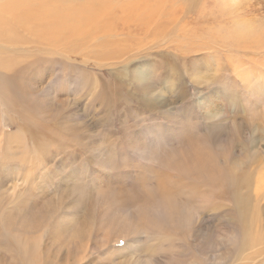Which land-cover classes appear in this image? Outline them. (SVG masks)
Listing matches in <instances>:
<instances>
[{"label":"bare ground","instance_id":"bare-ground-1","mask_svg":"<svg viewBox=\"0 0 264 264\" xmlns=\"http://www.w3.org/2000/svg\"><path fill=\"white\" fill-rule=\"evenodd\" d=\"M133 10L128 0H0V112L10 114L15 124L13 132L0 129V166L17 163L21 168L11 166L6 172L0 167V264H77L92 253L98 238L122 242V250L139 252L150 260L170 256L180 246L179 240L192 233L196 213L228 194L221 175L233 176L213 160L206 141L179 125L161 131L149 128L121 141L107 135L95 150L90 182H81L88 169L77 160L70 169L62 166L59 173H51L68 180L57 193L37 188L34 178L49 152L66 153L71 146L82 151L90 144L83 136L99 129L98 121L90 130L83 127V120L81 126L74 125L69 97H78L85 106L97 105L104 115H113L122 100L135 101L131 92L121 90V76L129 77L134 58L122 52L126 46L131 49L132 40L120 34L134 21L147 25L142 16L135 18ZM260 32H264L263 22L254 19L249 25L236 24L231 34L245 41L242 50L255 52L232 68L244 85L251 82L249 67L264 71ZM256 50L261 51L256 54ZM244 64L247 72L241 74ZM132 74L136 77L135 69ZM244 103L249 119L260 120L263 128L264 91L248 94ZM165 104L143 103L150 110ZM250 120H244L249 127ZM169 138L171 145L165 147ZM26 139L32 142L30 148ZM136 152L148 162L131 168L130 154ZM256 152L254 159L259 160L246 166L240 179L242 198L221 200L233 204L234 217L249 220V232L237 220L231 223L237 255L229 254L219 264H243V258L237 259L242 252L258 257L264 253V152ZM14 173L18 177L11 179ZM254 178L257 186L252 188ZM5 180L10 184L6 189ZM250 225L257 230L251 231ZM225 238L230 244V235ZM137 241L142 244L127 245ZM64 251L66 262L59 260ZM107 264L114 260L109 258Z\"/></svg>","mask_w":264,"mask_h":264},{"label":"rangeland","instance_id":"rangeland-1","mask_svg":"<svg viewBox=\"0 0 264 264\" xmlns=\"http://www.w3.org/2000/svg\"><path fill=\"white\" fill-rule=\"evenodd\" d=\"M128 2L134 5L135 18L142 16L140 19L147 23L142 26L134 21L132 27L127 24L130 29L120 34V38L132 40L131 49L126 46L122 52L134 58L129 66V77L121 76V90L131 92L135 101L132 100L128 104L122 100L113 115H104L97 110V105L90 102L85 106L83 102L80 103L78 97H69L68 107H71V112L76 118L74 125L81 126L80 120H83L86 122L83 127L88 129L98 121L99 129L96 133L87 132L83 136L90 139V144L84 146L82 151L71 146L72 150L66 153L49 152L34 178L38 184L37 188L45 189L47 194L57 193L68 180L60 175L52 177L51 173H59L62 166L70 169L71 164L77 160L85 162L88 169V174L85 173L81 182H90L92 160L97 159L94 156L95 150L100 146V140L107 135L118 136L121 141L124 137L137 135L138 132L149 128L159 127L158 131H161L167 126L179 125L191 131L195 138L206 141L213 160L225 166L228 176H233L226 178L221 175L228 190V194L223 198L229 201L235 197L242 198L240 179L245 167L252 166V162L259 160L257 157L254 159V154L259 153L257 150L264 152V142H260L264 139V123L263 128H259L260 120L249 119L244 102L248 94L264 91V71L262 68L249 67L251 82L248 85L242 84L235 77L232 68L239 65L236 64L238 61L245 63L255 52L242 50L245 41L236 40L231 34L236 24L249 25L254 19L261 20L264 25V0ZM143 15H146V20ZM255 25L256 23H253V27ZM260 34L259 38L263 40L260 46L264 49V32ZM238 44L241 48H237ZM259 51L261 50H256V54ZM154 57L160 58L161 62H157ZM245 66L247 65H240L241 74L247 72ZM133 69L136 71V77L132 74ZM102 71L105 78H108L107 68L103 67ZM138 74H143V77ZM91 76L92 73H89L90 78ZM161 101L166 104L158 105L154 110L143 105L145 102ZM245 119L252 121L250 127L249 123H244ZM14 125L10 114L6 116L0 112L1 130L13 132ZM171 140L167 139L165 147L171 145ZM25 143L29 148L32 146L28 139ZM262 154L264 156V153ZM130 157L134 164L131 168H136L138 162H148V159L142 158L140 152L132 153ZM261 159L264 162V158ZM11 166L21 169L17 163L0 167L8 172L11 171ZM147 172L151 173L150 169ZM17 177L15 173L11 175V179ZM20 178L26 180L24 176ZM4 184V189L10 187L8 180H5ZM24 186H28L27 181ZM255 186L257 183L254 178L252 188ZM223 198L210 202L205 209L196 213L192 220V233L179 240L180 246L170 256H158L150 260L143 258L139 252L122 250V242H105L98 238L93 241L92 253L77 264H107L109 258L114 260V264H219L229 254L235 257L237 254L233 250L229 227L237 220L240 228L248 233L249 220L234 217L233 204L226 200L221 201ZM242 204L243 202L241 206ZM261 206L264 209V201ZM228 207L232 209L224 212ZM252 209L251 207V211ZM238 212L239 210H236V214ZM263 217L262 210L261 219ZM250 227L251 231L257 230L255 225ZM261 227L264 228V222ZM226 235H230V244L225 238ZM241 242L239 247H242ZM139 244H142V241L130 242L127 245ZM238 258L244 259H241L243 264H264V253L258 257L252 252H242ZM59 260L66 262L67 252L64 251Z\"/></svg>","mask_w":264,"mask_h":264}]
</instances>
